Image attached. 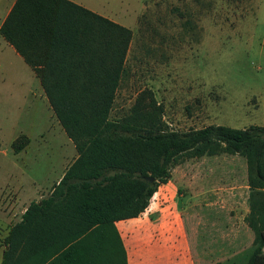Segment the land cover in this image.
<instances>
[{"label":"trees","instance_id":"16d2710c","mask_svg":"<svg viewBox=\"0 0 264 264\" xmlns=\"http://www.w3.org/2000/svg\"><path fill=\"white\" fill-rule=\"evenodd\" d=\"M0 35L38 78L77 152L53 191L10 227L0 264H127L114 222L143 212L175 165L223 153L246 159L245 220L255 234L246 264H264V126L174 130L149 89L112 116L132 30L72 0H15Z\"/></svg>","mask_w":264,"mask_h":264},{"label":"rangeland","instance_id":"374dc122","mask_svg":"<svg viewBox=\"0 0 264 264\" xmlns=\"http://www.w3.org/2000/svg\"><path fill=\"white\" fill-rule=\"evenodd\" d=\"M72 1L132 30L112 116L149 89L174 130L264 126V0ZM9 4L0 0V20ZM75 156L38 78L0 36L1 247L27 205L49 193ZM242 160L223 153L185 161L203 174L211 166L207 183L227 189Z\"/></svg>","mask_w":264,"mask_h":264},{"label":"crops","instance_id":"0c3cea01","mask_svg":"<svg viewBox=\"0 0 264 264\" xmlns=\"http://www.w3.org/2000/svg\"><path fill=\"white\" fill-rule=\"evenodd\" d=\"M14 2L10 0L0 26ZM76 157L77 152L70 164ZM189 166L187 161L175 165L168 181L159 184L138 216L114 222L127 264L247 263L255 249V234L245 220L250 213L246 159L243 157L240 168L234 170L237 180L227 189L207 183L204 175L214 173L211 166L205 168L207 174H203L201 165ZM65 170L49 193L39 192V199L34 201L48 196Z\"/></svg>","mask_w":264,"mask_h":264},{"label":"water","instance_id":"95a60500","mask_svg":"<svg viewBox=\"0 0 264 264\" xmlns=\"http://www.w3.org/2000/svg\"><path fill=\"white\" fill-rule=\"evenodd\" d=\"M150 180H153L151 177L149 178Z\"/></svg>","mask_w":264,"mask_h":264}]
</instances>
